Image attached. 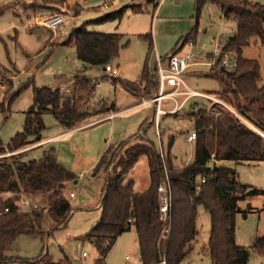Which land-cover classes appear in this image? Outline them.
<instances>
[{
  "label": "trees",
  "instance_id": "trees-1",
  "mask_svg": "<svg viewBox=\"0 0 264 264\" xmlns=\"http://www.w3.org/2000/svg\"><path fill=\"white\" fill-rule=\"evenodd\" d=\"M203 1L195 0L196 11ZM210 1L219 5L222 15L236 24L223 48L235 49L237 58L236 66L228 69L220 64V57H216L206 75L217 78L220 88L208 93L222 99L234 112L218 104L213 105L215 110L211 112H207L204 106L195 108L191 105L187 115L193 118L194 123V153L191 161L179 166L174 164L169 151L173 138L169 139L167 151L161 157L159 147L147 137L146 129L133 135L136 141L132 144H127L126 140L105 149L93 172L94 175L100 170L108 172L100 199V217L86 236L97 253L93 264H106V256L117 237L131 227L136 232L140 264H161L162 260L164 264H180L198 236L196 221L199 206L210 217L207 241L210 263L247 264L251 250L236 244L235 217L237 213L250 210V207L246 210L240 208L241 200L264 195V189L242 184L236 170L223 162L264 161V82H261L260 63L257 59L241 55L242 47L248 45L253 37L264 45V4L250 0ZM65 3L66 0H10L0 5V13L15 4L36 12L57 10ZM74 4L77 13L78 3ZM127 6L97 20L120 17ZM129 7L133 12L142 11L136 4ZM87 22L73 27L63 44H73L76 57L84 65L104 67L118 57L126 43H121L120 32L87 30ZM194 29L182 35L170 53H178L184 44L193 41ZM139 37L148 43L139 77L132 81L103 74L100 79H109L131 94L150 99L158 94L159 86L156 68L148 66L154 49L153 40L150 33L139 34ZM98 81L76 73L72 93L68 96H63L59 88L32 85V103L24 111L23 129L6 146L0 143V153L16 152L0 158V193H23L35 200L46 196L44 204L26 210L14 205L16 195L2 202L9 210L0 212V263L71 264L67 257L65 260H53L47 252L34 258L11 256L5 252L7 246L21 234L44 236L51 229L65 225L72 209L66 189L70 182L76 180V175L58 161L52 148L43 151L40 157L29 160H23L24 153L17 151L42 139L44 114L53 115L65 130H70L88 117L114 111L113 102L102 104L96 110L84 108L85 98L93 93ZM21 88L12 91L5 102H0L1 112L8 114L9 108L5 105H9ZM217 110L219 114L215 113ZM142 155L147 160L149 180L144 190L135 191L133 181L125 182V176ZM166 176L171 188L172 206L169 234L163 238L161 230L165 222L159 218L156 188ZM202 177L205 178L203 182L200 181ZM251 249L264 255V235L253 239Z\"/></svg>",
  "mask_w": 264,
  "mask_h": 264
},
{
  "label": "rangeland",
  "instance_id": "rangeland-1",
  "mask_svg": "<svg viewBox=\"0 0 264 264\" xmlns=\"http://www.w3.org/2000/svg\"><path fill=\"white\" fill-rule=\"evenodd\" d=\"M9 1L0 0V5ZM250 1L264 4V0ZM75 2L78 3L77 13ZM156 3L155 5V2L147 0H66L59 9L48 10L47 15L39 16L42 18L58 14L63 18L64 33L58 36L43 25L28 26V22L34 20L33 16H30L33 12L20 4H15L0 13V85H3L0 87V102H5V98L12 91L22 87L9 105L4 103L5 107L9 108L8 114L0 111V143L3 146L23 129L24 111L32 103V85L61 88V94L65 95L64 93L69 94L65 89L72 88L70 82L73 75L82 73L90 79H99L93 93L85 98L84 108L96 110L108 104V102L101 104V100H105L109 103L114 102L116 109L119 110L113 116L112 112H108L88 117L77 126L79 128L71 131H66L53 115H43L45 128L41 132V138L53 137L46 143L35 145L31 150L23 151L22 158L23 160L38 158L43 151L50 148L55 151L58 161L76 175V182H70L66 189L67 195L69 191L74 193V197H68L72 209L65 225L51 229L49 234L17 236L7 246L5 251L7 255L34 258L47 252L53 260H65L67 257L71 264H93L97 253L86 236L100 217L98 204L108 175V172L101 170L96 175L93 172L100 155L108 146L126 140L127 144H132L136 141L133 135L140 134L146 129L147 137L162 149L164 154L167 137L173 136L171 152L177 159L174 161L175 165L179 166L193 157L195 141L190 142L186 139L193 129V121L187 113L194 101L203 102L204 107L208 106L207 101L202 98H191L176 113H161L157 116L158 107L166 111L171 104L169 100H172L175 108L176 103L180 104L185 96L167 97L160 102L153 100L155 96L150 99L146 97L144 100L142 97L137 99L111 80L100 79L105 74L103 65H84L76 57L73 44H63L73 27L87 21L85 27L89 31L122 33L121 42L126 44L121 47L118 57L111 60L109 65L117 69V75L121 78L133 81L141 72L148 47V43L140 38L139 34L150 33L152 36L154 49L148 60V66L152 69L158 56L163 60L162 58L175 46L176 41L191 28H195L194 40L184 44L178 51L182 55L192 53L197 58L196 63L184 72L185 87L200 92L218 90L219 80L206 75L209 66L200 59L208 61L217 43L226 42L235 29V22L224 17L219 5L210 0H204L198 11L195 0H156ZM132 4L141 7L142 11L133 12L129 7ZM126 5L128 6L120 17L97 20ZM241 55L259 61L261 82H264V45L261 41L253 37L248 45L242 47ZM162 62L165 64L164 60ZM169 90L168 87L164 88L165 92ZM139 101L144 104L135 105ZM108 116L111 117L105 119ZM0 155L9 157L11 154L5 152ZM224 162H228L236 170L242 184L264 189V161ZM148 179L147 160L142 155L125 176V182L132 180L135 191H139L148 184ZM37 201L44 204L46 196ZM239 206L243 210L250 207V210L246 213H237L235 217L236 244L251 250L247 264H264V255L257 254L251 249L253 239L264 235V195L241 200ZM196 225L198 236L196 243L192 242L191 246L195 247L192 253L198 249L204 253V243H207L209 236L210 217L200 206L197 210ZM83 252L86 255H83ZM126 255L130 257V264H140L134 227L117 237L106 256V264H125ZM190 256L188 253L180 264H187ZM205 262L211 264L209 256H206ZM0 264L16 263L9 261Z\"/></svg>",
  "mask_w": 264,
  "mask_h": 264
},
{
  "label": "built area",
  "instance_id": "built-area-1",
  "mask_svg": "<svg viewBox=\"0 0 264 264\" xmlns=\"http://www.w3.org/2000/svg\"><path fill=\"white\" fill-rule=\"evenodd\" d=\"M34 20H30L28 22V26L32 25H43L50 29V31L58 36L64 33L63 25L64 20L63 18L58 15H49V16H42L40 17H34ZM224 44H221L220 42L217 43L214 51L212 52L211 56L209 57L208 61H203V59H200L202 63L207 64L208 66L212 65L216 59V57H220V64L228 69H232L236 66V50L235 49H228L225 50L223 48ZM232 55V57H230ZM197 58L192 53H186L184 55L179 53H169L168 56L165 59V64H163L162 60L160 58H157V63L155 65L156 72L158 74L159 79V88L160 92L155 96L153 99L154 101H161L162 99H165L167 97L174 98V96L184 95V100L180 103H176V107L172 110H162L161 108H157L156 115L158 116L161 113H170V112H176L180 108H182L183 104L193 96H200L202 98H206L211 101V105L206 106V111L211 112L215 109L213 108L214 104L220 105L223 109H227L231 112H234V110L227 105L224 101H222L219 98L214 97L213 95L199 92L196 90H190L185 87L183 75L185 70L196 60ZM103 71L107 75L115 76L117 75V69L112 67L109 64H106L103 68ZM2 88L3 85H0ZM168 87L170 88L169 91H164V88ZM219 110L215 111V113L219 114ZM159 134V132H158ZM195 139V131L190 132V134L187 136L188 141H194ZM34 144H30L26 147H23L19 149L17 152H23L28 149H31L34 147ZM10 153V152H8ZM14 152L10 153L13 154ZM160 155L161 157L164 156V153L162 149H160ZM4 155H0V157H3ZM166 172V170H165ZM81 177V174L79 178ZM205 180L204 177L200 178V181L203 182ZM157 200H158V210H159V218L164 223L162 230H161V236L163 238H166L169 234V212L172 206V193L170 184L168 181V177H165V180L158 184L157 188ZM4 194V196H3ZM17 196L13 199L14 205L21 210L36 208L40 205V203L23 193H13L11 191L1 192L0 193V212H6L9 210L8 206H3L2 202L6 200L7 198H13L14 196ZM74 193L69 192V196L73 197ZM130 221V219H128ZM83 255H86L85 252L82 253ZM128 258V256H126ZM161 264H164L165 261L162 260L160 262Z\"/></svg>",
  "mask_w": 264,
  "mask_h": 264
},
{
  "label": "crops",
  "instance_id": "crops-1",
  "mask_svg": "<svg viewBox=\"0 0 264 264\" xmlns=\"http://www.w3.org/2000/svg\"><path fill=\"white\" fill-rule=\"evenodd\" d=\"M148 1V0H147ZM153 2H155L156 3V0H153ZM46 11H48V10H38V11H36V12H33L30 16H33V18L34 17H39V16H41V15H47L48 14V12H46ZM29 16V15H28ZM27 16V17H28ZM29 18V17H28ZM45 27V26H44ZM47 28V27H46ZM122 40V39H121ZM177 42V41H176ZM122 43V42H121ZM173 48V47H172ZM172 50V49H171ZM171 52V51H170ZM169 52V53H170ZM147 53V52H146ZM168 53V54H169ZM168 54L166 55V56H164L162 59L165 61V59H166V57L168 56ZM151 55V54H150ZM157 58H160L161 59V57L160 56H158ZM157 58H156V63H157ZM162 60V61H163ZM110 63V62H109ZM156 63H155V65H156ZM194 63H196L195 61L190 65V66H192ZM189 66V67H190ZM188 67V68H189ZM104 68V67H103ZM117 74H118V72H117ZM75 75H76V73H75ZM75 75H73V78L71 79V82L70 83H72L71 85H72V88H67V89H65V90H67V93H69V94H66V93H64L65 95H63V96H68V95H71V93H72V90H73V81H74V76ZM115 77H118V78H121L119 75H115ZM139 77V76H138ZM121 79H125V78H121ZM113 83V82H112ZM98 84V83H97ZM96 84V85H97ZM116 86H118L120 89H122V90H124V91H126L119 83H114ZM96 85H95V87H96ZM61 89V88H60ZM64 90V91H65ZM196 91H198V90H196ZM127 93H129V94H131L130 92H128V91H126ZM200 92V91H199ZM204 93H207V94H210V93H208V92H204ZM132 96H134V97H136L137 99H139V97L141 98V99H143L144 98V96H141V95H134V94H131ZM211 95V94H210ZM191 98H202V97H200V96H193V97H190L188 100H190ZM202 99H204L205 101H207V103H208V106L209 105H211V101L210 100H208V99H206V98H202ZM144 100V99H143ZM169 101H171L170 103L171 104H167L168 105V107H167V110H172V109H174L173 108V106H174V103H173V101L172 100H169ZM106 102H108V104H110L109 103V101H105V100H101V104H103V103H106ZM114 103V102H113ZM200 103H202L201 105H200ZM141 104H144L143 102H141V101H139L138 103H136L135 105H141ZM203 105V102H198V101H194V103H193V106H195V108H199L200 106H202ZM205 105H207V104H205ZM84 106H85V104H84ZM114 106H115V104H114ZM170 107H171V109H170ZM183 107V106H182ZM119 110H117L116 109V107H115V110L114 111H109V112H112L111 113V116H113L114 114H116L117 112H118ZM190 111V110H189ZM108 113V112H107ZM176 113V112H175ZM163 114H167V113H163ZM169 114V113H168ZM170 114H174L173 112H170ZM111 116H108V117H106L105 119H107V118H110ZM192 119V121H193V118H191ZM103 120V119H102ZM100 121V120H99ZM194 124V123H193ZM77 128H79V127H76V128H73V129H70V130H66V131H71V130H74V129H77ZM192 131H194V125H193V129L190 131V132H192ZM190 134V133H189ZM188 134V135H189ZM187 135V136H188ZM51 137H53V136H50V137H46V138H42L40 141H38V142H36V143H33L34 145H37V144H40V143H46V141L49 139V138H51ZM173 138V136L172 135H169L168 137H167V141H166V151H167V146H168V141H169V139L170 138ZM174 139V138H173ZM186 139H187V137H186ZM173 142H174V140H173ZM173 142H172V144H173ZM190 142H192V141H190ZM172 146V145H171ZM160 147H162V146H160ZM34 148V147H33ZM33 148H31V149H33ZM30 149V150H31ZM29 150V149H28ZM169 151H170V154H171V156H172V160H173V162L174 161H176L177 159H176V156H174L173 154H172V152H171V147H170V149H169ZM191 160H192V157H191ZM191 160H188V162L189 161H191ZM184 163H186V161L184 162ZM226 166H229V167H232L228 162H223ZM249 163V162H248ZM250 163H255V162H250ZM238 179H239V177H238ZM149 180V179H148ZM148 185V184H147ZM147 185L143 188V189H140L139 191H142V190H144L146 187H147ZM133 186H134V182H133ZM69 192H72V191H69ZM70 197V196H69ZM73 197H74V195H73ZM99 205H100V203L98 204V208H99ZM236 225V224H235ZM235 230H236V228H235ZM197 239V238H196ZM194 240L193 241V243L195 242L196 243V241L197 240ZM235 240H236V238H235ZM204 246H205V249H204V253H202L199 249L197 250V252H193L192 253V251H193V249H195V247L194 246H192V248H191V250H190V252H189V254H191V256H190V260H189V262H187V264H201V262H202V264H206V262H205V259H206V256H209V254H208V250H207V243L205 244L204 243ZM127 256V255H126ZM126 256H125V264H130V262H129V260H130V257L128 256V258H126Z\"/></svg>",
  "mask_w": 264,
  "mask_h": 264
},
{
  "label": "water",
  "instance_id": "water-1",
  "mask_svg": "<svg viewBox=\"0 0 264 264\" xmlns=\"http://www.w3.org/2000/svg\"><path fill=\"white\" fill-rule=\"evenodd\" d=\"M76 182V180H74V183Z\"/></svg>",
  "mask_w": 264,
  "mask_h": 264
}]
</instances>
